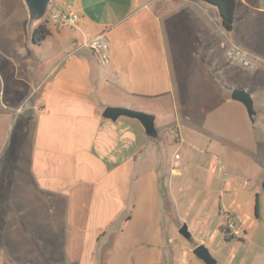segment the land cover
I'll use <instances>...</instances> for the list:
<instances>
[{
    "label": "crops",
    "instance_id": "crops-1",
    "mask_svg": "<svg viewBox=\"0 0 264 264\" xmlns=\"http://www.w3.org/2000/svg\"><path fill=\"white\" fill-rule=\"evenodd\" d=\"M68 6L75 27L60 23ZM28 9L0 0V131L6 123L20 134L0 167V264L8 255L188 264L186 245L164 227L182 175L171 141L185 131L224 142L227 113L247 116L231 98L237 89L264 110V81L254 87L264 71V0H237L232 32L201 0H53L32 30ZM43 24L49 35L36 44ZM232 46L256 70L230 60ZM108 107L153 115L157 137L136 119L103 118Z\"/></svg>",
    "mask_w": 264,
    "mask_h": 264
},
{
    "label": "rangeland",
    "instance_id": "rangeland-1",
    "mask_svg": "<svg viewBox=\"0 0 264 264\" xmlns=\"http://www.w3.org/2000/svg\"><path fill=\"white\" fill-rule=\"evenodd\" d=\"M56 9L50 13L54 21H58ZM256 77L254 87L263 84L264 71L260 70ZM190 112L196 119L203 115L200 110ZM254 113V116L247 113L242 120L236 119L234 111L227 113L230 121L219 123V128H224V142L210 144L206 138L185 131L181 142L171 141L169 156L176 155L177 162L182 163V175L174 178L173 201L165 215L164 227L172 239L186 245L188 264H204L192 255L200 245L207 246L217 264H264V110ZM19 136L18 127L7 130L3 123L0 167L15 156L14 146ZM230 222L236 226L234 230L229 228ZM185 225L190 238L179 232ZM222 227L231 239L226 240ZM173 251L180 263L182 251ZM110 252L106 246L100 254L105 256ZM8 259L1 263L73 264L69 258L20 256L16 259L8 255ZM92 260L91 264L108 263V260ZM157 262L115 261V264H172L165 263L169 262L168 258Z\"/></svg>",
    "mask_w": 264,
    "mask_h": 264
},
{
    "label": "water",
    "instance_id": "water-1",
    "mask_svg": "<svg viewBox=\"0 0 264 264\" xmlns=\"http://www.w3.org/2000/svg\"><path fill=\"white\" fill-rule=\"evenodd\" d=\"M30 14V27L31 30L36 27L45 18L48 10L51 8L53 0H25ZM33 37V34H32ZM231 98L235 102L243 104L249 116L255 115L253 100L249 93L245 90H235L231 94ZM103 118L113 122L118 121L121 117L133 118L139 121L149 137L156 138V125L155 117L151 114L139 112L133 109L108 107L105 108ZM180 234L186 238H190L187 226L185 225L180 229ZM192 255L199 259L204 264H217V261L211 255L210 250L206 245H200L192 251Z\"/></svg>",
    "mask_w": 264,
    "mask_h": 264
},
{
    "label": "trees",
    "instance_id": "trees-1",
    "mask_svg": "<svg viewBox=\"0 0 264 264\" xmlns=\"http://www.w3.org/2000/svg\"><path fill=\"white\" fill-rule=\"evenodd\" d=\"M207 4H211L217 7L221 18L222 26L227 32H232L234 28V14L236 10L237 0H201ZM49 35V28L46 24L40 25L33 32L32 40L36 44L42 43ZM257 205V209H258ZM256 209V210H257ZM225 227L220 228L221 232L224 233L226 240L231 239Z\"/></svg>",
    "mask_w": 264,
    "mask_h": 264
},
{
    "label": "built area",
    "instance_id": "built-area-1",
    "mask_svg": "<svg viewBox=\"0 0 264 264\" xmlns=\"http://www.w3.org/2000/svg\"><path fill=\"white\" fill-rule=\"evenodd\" d=\"M73 7L68 6L66 10H64L61 18H60V23L62 26L65 27H75L78 16L72 11ZM92 47L94 48H102V45L98 42L95 41L91 44ZM227 56L230 60L234 61L236 64L248 68V69H253L254 68V63L250 60L249 56L241 50L240 48H237L235 46H232L229 48ZM229 228L231 230H234L235 226L230 222L228 224ZM236 235H238V232H235Z\"/></svg>",
    "mask_w": 264,
    "mask_h": 264
}]
</instances>
